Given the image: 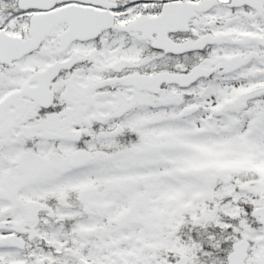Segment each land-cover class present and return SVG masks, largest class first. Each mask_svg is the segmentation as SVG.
Masks as SVG:
<instances>
[{"label":"snow or ice","instance_id":"6c2138e0","mask_svg":"<svg viewBox=\"0 0 264 264\" xmlns=\"http://www.w3.org/2000/svg\"><path fill=\"white\" fill-rule=\"evenodd\" d=\"M0 264H264V0H0Z\"/></svg>","mask_w":264,"mask_h":264}]
</instances>
